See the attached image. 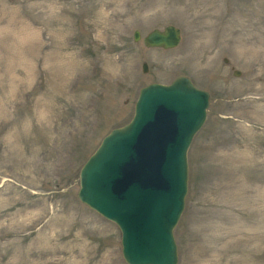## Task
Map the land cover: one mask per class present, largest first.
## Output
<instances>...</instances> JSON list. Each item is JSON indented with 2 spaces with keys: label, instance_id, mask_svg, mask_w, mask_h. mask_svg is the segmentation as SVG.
<instances>
[{
  "label": "rangeland",
  "instance_id": "rangeland-1",
  "mask_svg": "<svg viewBox=\"0 0 264 264\" xmlns=\"http://www.w3.org/2000/svg\"><path fill=\"white\" fill-rule=\"evenodd\" d=\"M169 24L173 49L133 41ZM179 75L209 104L177 264H264V0H0V264H126L79 170L142 86Z\"/></svg>",
  "mask_w": 264,
  "mask_h": 264
},
{
  "label": "water",
  "instance_id": "water-1",
  "mask_svg": "<svg viewBox=\"0 0 264 264\" xmlns=\"http://www.w3.org/2000/svg\"><path fill=\"white\" fill-rule=\"evenodd\" d=\"M140 38L136 30L134 40ZM180 38L179 28L167 25L142 40L171 49ZM208 104L209 93L186 76L149 83L139 90L131 120L112 129L80 169L77 197L118 225L127 264H177L173 229L187 193L186 153Z\"/></svg>",
  "mask_w": 264,
  "mask_h": 264
}]
</instances>
